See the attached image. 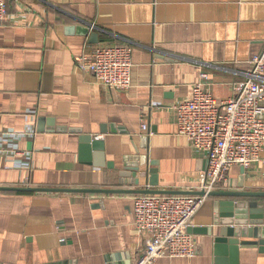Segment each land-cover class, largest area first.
Instances as JSON below:
<instances>
[{
	"label": "crops",
	"instance_id": "obj_1",
	"mask_svg": "<svg viewBox=\"0 0 264 264\" xmlns=\"http://www.w3.org/2000/svg\"><path fill=\"white\" fill-rule=\"evenodd\" d=\"M7 3L0 188L91 192L0 191V264H132L148 239L134 227L135 192L193 195L207 167L206 154L178 134L175 107L192 98L199 70L210 78L206 92L219 102L233 97L264 48V0ZM84 25L88 35L77 29ZM101 45L133 47L130 89H108L78 68L76 58ZM218 191L264 192V152L249 169L233 166ZM224 200L208 197L193 218L194 257L155 264H264L259 244L216 253L222 227L242 242L264 240L263 221L238 227L221 213Z\"/></svg>",
	"mask_w": 264,
	"mask_h": 264
},
{
	"label": "built area",
	"instance_id": "obj_2",
	"mask_svg": "<svg viewBox=\"0 0 264 264\" xmlns=\"http://www.w3.org/2000/svg\"><path fill=\"white\" fill-rule=\"evenodd\" d=\"M7 15V0H0V22ZM132 55L130 45H101L76 58V64L96 83L122 92L132 86ZM209 80L208 73L199 70L192 98L175 107L178 134L187 138L195 150L206 154L207 167L200 186L206 195L137 196L134 227L148 239L132 264L194 257L196 242L189 230L207 194L228 186L233 166L249 169L264 152V48L253 57L249 76L234 84V95L229 100L219 102L206 92L204 86ZM141 128L149 129L144 115Z\"/></svg>",
	"mask_w": 264,
	"mask_h": 264
},
{
	"label": "water",
	"instance_id": "obj_3",
	"mask_svg": "<svg viewBox=\"0 0 264 264\" xmlns=\"http://www.w3.org/2000/svg\"><path fill=\"white\" fill-rule=\"evenodd\" d=\"M83 35H88L90 33V26L84 25L82 28H77ZM73 30V29H72ZM99 34L92 33L90 35V43L99 44ZM97 145V144H96ZM153 174V171H151ZM150 185L155 187L158 185L156 177L153 175L150 178ZM0 191H21V192H77V193H88L91 191L86 190H50V189H35V188H0ZM104 193H119L116 191H106ZM135 193L142 195H174V194H185L192 195V193H180V192H165L157 190H141ZM193 195L204 196L206 193L200 191L194 193ZM208 197L216 198H226L229 201L224 200L219 202V207L221 208L222 214L233 215V218L237 222L238 227H242L241 221L246 220H257L263 221L259 224L264 223V192H232V191H213L207 194ZM246 199H256V201L245 202ZM235 234L232 229L221 228L219 237L215 240V249L218 255L226 253V250H230L233 255H238L239 248L242 245H261L264 246V240L260 239L256 242H242L237 238H234Z\"/></svg>",
	"mask_w": 264,
	"mask_h": 264
}]
</instances>
